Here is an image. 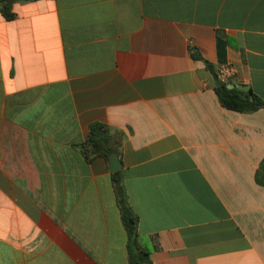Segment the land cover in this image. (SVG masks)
<instances>
[{
  "label": "crops",
  "instance_id": "crops-1",
  "mask_svg": "<svg viewBox=\"0 0 264 264\" xmlns=\"http://www.w3.org/2000/svg\"><path fill=\"white\" fill-rule=\"evenodd\" d=\"M13 12L0 11V264L129 263L110 163L86 147L94 124L153 264H264V109L222 107L214 75L231 65L226 82L264 99V0Z\"/></svg>",
  "mask_w": 264,
  "mask_h": 264
},
{
  "label": "trees",
  "instance_id": "trees-1",
  "mask_svg": "<svg viewBox=\"0 0 264 264\" xmlns=\"http://www.w3.org/2000/svg\"><path fill=\"white\" fill-rule=\"evenodd\" d=\"M38 0H0V11L8 21H13L16 14L13 12V5L15 3H26ZM199 54L194 52V57L199 58ZM209 68L214 72L213 67ZM216 80L219 81L214 73ZM217 97L222 107L229 111L237 113H254L264 109V99L254 93L252 89L234 88L228 89L226 86H220L215 89ZM104 130V126L94 124L90 127V136L86 144L89 154L101 156L109 161V157L115 149H108L106 152H101V147L106 140V136L98 138V134ZM121 135V134H120ZM89 160L91 157L89 156ZM112 181L117 197V204L121 212L122 223L128 236V264H153L151 261V252L144 248L140 242V234L138 231L139 218L132 209L125 186L123 183L122 173H112ZM257 181L259 184L264 185V162L261 165L260 171L257 173Z\"/></svg>",
  "mask_w": 264,
  "mask_h": 264
},
{
  "label": "water",
  "instance_id": "water-1",
  "mask_svg": "<svg viewBox=\"0 0 264 264\" xmlns=\"http://www.w3.org/2000/svg\"><path fill=\"white\" fill-rule=\"evenodd\" d=\"M217 86H226L228 89H234L236 88V85L233 84L232 82H224V81H218L217 82ZM104 135L103 132H100L98 134V138H101ZM109 163H110V172L115 173V172H119L122 170L123 168V164L119 159V156L116 152L111 153L110 157H109Z\"/></svg>",
  "mask_w": 264,
  "mask_h": 264
},
{
  "label": "built area",
  "instance_id": "built-area-1",
  "mask_svg": "<svg viewBox=\"0 0 264 264\" xmlns=\"http://www.w3.org/2000/svg\"><path fill=\"white\" fill-rule=\"evenodd\" d=\"M236 74V70L233 66L227 65L222 66L217 71V78L221 81H228L229 79L233 78Z\"/></svg>",
  "mask_w": 264,
  "mask_h": 264
}]
</instances>
